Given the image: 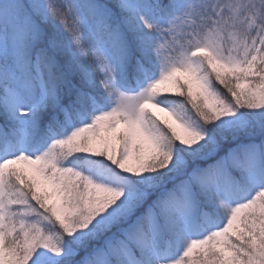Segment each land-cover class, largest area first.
<instances>
[{
    "label": "snow or ice",
    "instance_id": "snow-or-ice-1",
    "mask_svg": "<svg viewBox=\"0 0 264 264\" xmlns=\"http://www.w3.org/2000/svg\"><path fill=\"white\" fill-rule=\"evenodd\" d=\"M0 264H264V0H0Z\"/></svg>",
    "mask_w": 264,
    "mask_h": 264
},
{
    "label": "rangeland",
    "instance_id": "rangeland-1",
    "mask_svg": "<svg viewBox=\"0 0 264 264\" xmlns=\"http://www.w3.org/2000/svg\"><path fill=\"white\" fill-rule=\"evenodd\" d=\"M173 98H178V97H173ZM151 112H154L156 114V116L160 117L161 120H167L169 123H172L171 118L166 116L165 113L163 112H159L157 109L155 108H150L149 109ZM173 126L175 127V124H173Z\"/></svg>",
    "mask_w": 264,
    "mask_h": 264
},
{
    "label": "trees",
    "instance_id": "trees-1",
    "mask_svg": "<svg viewBox=\"0 0 264 264\" xmlns=\"http://www.w3.org/2000/svg\"><path fill=\"white\" fill-rule=\"evenodd\" d=\"M218 88H220V86L217 84L216 85ZM221 91H224L222 88H221ZM175 99H182L181 97H178V98H175Z\"/></svg>",
    "mask_w": 264,
    "mask_h": 264
}]
</instances>
